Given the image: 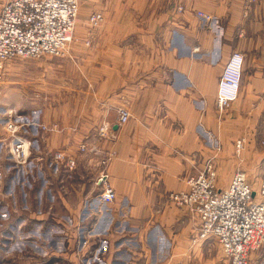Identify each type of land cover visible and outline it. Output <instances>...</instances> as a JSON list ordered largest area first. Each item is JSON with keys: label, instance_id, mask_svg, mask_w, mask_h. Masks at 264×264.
Wrapping results in <instances>:
<instances>
[{"label": "crops", "instance_id": "obj_1", "mask_svg": "<svg viewBox=\"0 0 264 264\" xmlns=\"http://www.w3.org/2000/svg\"><path fill=\"white\" fill-rule=\"evenodd\" d=\"M92 12L104 19L96 29ZM79 23L94 41L41 60L49 79H38L44 95L29 109L38 117L18 114L56 124L43 135L36 125L23 130L34 131L27 137L47 164L52 149L76 159L69 264H228L214 236L198 238L197 215L168 196L186 190L207 161L219 165L240 137L244 159L256 146L253 156L264 158V0H79ZM233 52L243 56L242 80L221 112L218 81ZM119 108L130 114L122 125ZM103 121L113 125L112 140H94ZM92 140L115 153L106 168L115 193L108 204L80 151ZM227 184L216 180L219 189Z\"/></svg>", "mask_w": 264, "mask_h": 264}, {"label": "built area", "instance_id": "obj_2", "mask_svg": "<svg viewBox=\"0 0 264 264\" xmlns=\"http://www.w3.org/2000/svg\"><path fill=\"white\" fill-rule=\"evenodd\" d=\"M77 14V0H5L0 9V62L16 58L61 56L69 42ZM201 14V13H199ZM100 15L92 16V19ZM88 45L89 42L86 41ZM243 59L234 52L227 61L219 81L217 106L225 108L237 97L241 79ZM116 124L122 125L129 119V111L119 108ZM8 119L7 130L15 133L10 147L14 161L22 168L33 165L31 175L40 171L41 156H31L32 143L27 136L17 135L25 125H36L43 135L54 131L53 123L24 122L18 115ZM113 125L103 121L97 127L101 139L114 138ZM242 146L238 141L236 147ZM85 145H81L84 150ZM102 167L97 183L102 189L98 194L103 204L111 203L115 193L107 181L105 166L115 153L98 152ZM90 150V151H91ZM49 163L54 172L64 168L67 177L75 166L73 157L61 150L50 151ZM188 188L169 193V199L179 206H186L199 219L198 238L215 236L224 256L230 264H248L249 253L257 248L264 237V179L254 188L242 171H235L228 186H216V171L207 161L203 169L187 179Z\"/></svg>", "mask_w": 264, "mask_h": 264}, {"label": "rangeland", "instance_id": "obj_3", "mask_svg": "<svg viewBox=\"0 0 264 264\" xmlns=\"http://www.w3.org/2000/svg\"><path fill=\"white\" fill-rule=\"evenodd\" d=\"M4 2L5 0H0V9ZM178 9L181 10L182 7L178 6ZM97 14L100 16L92 19V16ZM199 15L206 20L210 18L209 15L203 13ZM78 17L79 0H77L74 27L61 56H43L38 59L16 58L0 62V264H69V189L72 183H80L79 181L74 182L75 175L73 174L76 168V159L73 158L75 166L69 177H67L64 168L60 167L54 172L50 163L47 164L45 157L37 152L39 150L37 142L27 137L32 143V158L35 156L43 158L40 171L31 175L30 171H32L33 165L22 168L14 161L10 147L16 132L12 133L7 130L5 123L8 119L17 120L16 117L19 113L26 114L29 120L38 117V115L35 116V110L29 109L34 104H40L38 99L44 95L38 89L40 78L49 79L45 75L42 76L43 64L40 66L39 62H42L44 58L63 57L69 53L70 46L75 41H94L92 36L83 37L81 24H78ZM103 20V15L100 12H92L88 16V21L93 29L98 28ZM239 54L242 56L241 53ZM241 80L242 73L238 93ZM42 92L44 91L42 90ZM236 98L228 107L219 108L217 106L218 110L225 112L230 109ZM24 106L27 110H24ZM16 123L19 124L21 121L17 120ZM97 128L93 135L94 140L95 138L101 139L97 135ZM27 134L36 135L33 130H28L26 133L23 132V129L17 131V135L25 137L28 136ZM102 140L107 139L103 138ZM262 140L264 141V138ZM238 141L242 146L237 148L236 143ZM82 144L86 146L84 150L81 149ZM82 144L80 151L87 152L88 155L87 159L84 160L96 168L97 177L93 182L100 185L97 183V179L102 169L99 165L101 155L91 149L95 147L98 152L103 153L111 149L102 150L97 146V141L93 142V140L90 144ZM233 144L234 149L228 154L229 156L223 158L222 161L220 160L219 165L211 160L216 171V180L219 177L223 181L228 180L229 184L233 173L239 170L245 173L252 186L256 188L260 180L264 179V158L258 159L257 156H253L258 152V146L250 151L251 156L244 159L242 147L245 145V138L240 137ZM262 145L264 146V142ZM59 146L61 147V145ZM60 147L57 148L60 149ZM111 160L112 158L109 162ZM88 171L85 173L88 174ZM224 258L230 264L229 259L225 256ZM248 264H264V237L259 246L250 251Z\"/></svg>", "mask_w": 264, "mask_h": 264}, {"label": "water", "instance_id": "obj_4", "mask_svg": "<svg viewBox=\"0 0 264 264\" xmlns=\"http://www.w3.org/2000/svg\"><path fill=\"white\" fill-rule=\"evenodd\" d=\"M114 129H116V126H114Z\"/></svg>", "mask_w": 264, "mask_h": 264}]
</instances>
